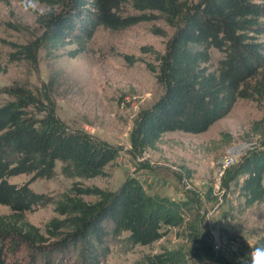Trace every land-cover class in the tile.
<instances>
[{
    "label": "trees",
    "instance_id": "obj_1",
    "mask_svg": "<svg viewBox=\"0 0 264 264\" xmlns=\"http://www.w3.org/2000/svg\"><path fill=\"white\" fill-rule=\"evenodd\" d=\"M39 1L46 6L35 16L40 32L25 44L13 43L12 59L34 60L42 46L63 49L69 44L73 46L66 53L75 56L99 25L120 29L163 17L175 27L165 52H155L157 65L149 66L165 88L133 121L129 152L135 157H143L146 148H156L165 132L206 131L239 98L264 97V0ZM152 31L166 33L158 26ZM213 48L221 52L215 66ZM123 56L131 59L129 54ZM4 69L0 66V72ZM0 92L11 96L0 104V203L10 209L0 213V264H102L113 239L128 247L149 244L176 226L188 229L187 235L210 253L211 243L202 237L196 190L185 199L152 193L131 174L116 189L73 185L56 200L34 190L31 181L58 173L57 161L59 173L67 177L105 175V166L120 148L67 125L45 88L37 95L14 81L0 87ZM251 131L256 142L226 166L220 178L224 193L234 184L246 206L264 199V113L252 122ZM222 135L212 142L221 141L226 148L232 136ZM18 174L29 178L10 180ZM206 194L218 197L212 186ZM51 201L61 217L49 218L43 229L28 220L27 210ZM257 246L264 247V237ZM190 257L184 247L164 248L145 253L132 264H189ZM216 262L235 264L223 257H216Z\"/></svg>",
    "mask_w": 264,
    "mask_h": 264
},
{
    "label": "rangeland",
    "instance_id": "obj_2",
    "mask_svg": "<svg viewBox=\"0 0 264 264\" xmlns=\"http://www.w3.org/2000/svg\"><path fill=\"white\" fill-rule=\"evenodd\" d=\"M45 7L39 1L37 11H24L21 0H0V66L5 68L0 72V87L18 81L37 95L45 88L61 120L72 128H82L93 137L119 146L120 151L105 166V175L67 177L59 173L61 162L57 161L58 173L53 178L34 179L30 186L56 200L73 185L94 184L116 189L131 174L152 193L185 199L192 194L191 190H196L203 216L202 237H207L211 243L210 253L198 240L187 235L188 229L176 226L149 244L128 247L120 239H113L102 264H132L145 253L178 247L188 251L189 264H217L216 257L241 264V258L258 247L257 243L264 237V199L246 206L234 184L224 193L220 178L224 166L238 161L256 142L251 125L264 113V97L239 98L231 111L206 131L165 132L156 148H146L143 157L138 159L129 152V132L139 111L164 91V84L157 80L149 66L157 65L155 52H165L175 27L163 17L120 29L99 25L86 48L75 56L66 53L73 46L69 44L63 49L42 46L37 49L34 60L26 56L12 59L13 43L25 44L39 34L35 16ZM127 9L137 12L129 6ZM154 26L163 28L166 33L153 32ZM123 54H129L131 59ZM220 56L221 52L213 48L212 65L215 66ZM10 98L0 92V104ZM223 132L232 136L226 148L221 141L212 142L222 138ZM28 178V174H18L10 180L22 182ZM210 186L217 198L207 196ZM83 197L95 199L93 195ZM9 211L7 205L0 203V213ZM25 214L41 229L49 218L61 217L54 211V201L27 210ZM125 235L123 232L121 236ZM195 252L200 256L193 255Z\"/></svg>",
    "mask_w": 264,
    "mask_h": 264
},
{
    "label": "clouds",
    "instance_id": "obj_3",
    "mask_svg": "<svg viewBox=\"0 0 264 264\" xmlns=\"http://www.w3.org/2000/svg\"><path fill=\"white\" fill-rule=\"evenodd\" d=\"M21 7L24 11H37L39 0H21ZM241 264H264V247L253 248L241 258Z\"/></svg>",
    "mask_w": 264,
    "mask_h": 264
},
{
    "label": "built area",
    "instance_id": "obj_4",
    "mask_svg": "<svg viewBox=\"0 0 264 264\" xmlns=\"http://www.w3.org/2000/svg\"><path fill=\"white\" fill-rule=\"evenodd\" d=\"M137 158H138V156H136ZM138 159H140V158H138Z\"/></svg>",
    "mask_w": 264,
    "mask_h": 264
},
{
    "label": "bare ground",
    "instance_id": "obj_5",
    "mask_svg": "<svg viewBox=\"0 0 264 264\" xmlns=\"http://www.w3.org/2000/svg\"><path fill=\"white\" fill-rule=\"evenodd\" d=\"M139 158V157H138ZM231 164V163H230ZM224 167H226V166H224Z\"/></svg>",
    "mask_w": 264,
    "mask_h": 264
}]
</instances>
